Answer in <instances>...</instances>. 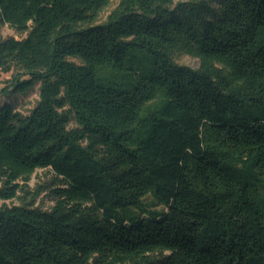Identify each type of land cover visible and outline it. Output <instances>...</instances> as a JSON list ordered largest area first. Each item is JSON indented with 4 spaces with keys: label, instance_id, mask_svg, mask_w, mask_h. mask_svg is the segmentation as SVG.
I'll list each match as a JSON object with an SVG mask.
<instances>
[{
    "label": "trees",
    "instance_id": "16d2710c",
    "mask_svg": "<svg viewBox=\"0 0 264 264\" xmlns=\"http://www.w3.org/2000/svg\"><path fill=\"white\" fill-rule=\"evenodd\" d=\"M109 3L0 0V264H264V0Z\"/></svg>",
    "mask_w": 264,
    "mask_h": 264
},
{
    "label": "rangeland",
    "instance_id": "374dc122",
    "mask_svg": "<svg viewBox=\"0 0 264 264\" xmlns=\"http://www.w3.org/2000/svg\"><path fill=\"white\" fill-rule=\"evenodd\" d=\"M174 3L179 1L186 2L188 0H173ZM119 0H110L109 5L103 9L98 19L95 22V25L103 23L110 13V11L116 7ZM1 36L3 39L14 38V39H23L26 37L27 33H19L8 24H3L0 28ZM74 62H78L76 59H70ZM176 61L178 64L187 65L192 68L198 67V61L194 58H191L186 55L177 56ZM16 71L12 69L8 73L0 72V89H3L8 85L10 80L13 78ZM27 76H24L23 79H26ZM39 95V84L34 85L32 90L26 93H17L11 94L8 97L1 95L0 96V106L4 104H9L14 107V109L20 112L22 115H28L32 109L35 107L38 101ZM73 126V125H71ZM29 193H19L21 198H24L22 201H27L29 203H33V206L42 207V209H49L53 202L50 196V190L55 187V179L54 175L47 170H37L32 177L30 178L29 182L27 183ZM34 197V198H33ZM21 200L13 199L8 201L0 200V206L2 204L6 205H18Z\"/></svg>",
    "mask_w": 264,
    "mask_h": 264
}]
</instances>
